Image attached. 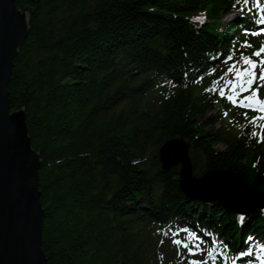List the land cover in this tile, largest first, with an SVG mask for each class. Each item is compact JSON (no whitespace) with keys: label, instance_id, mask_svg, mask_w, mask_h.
Masks as SVG:
<instances>
[{"label":"trees","instance_id":"1","mask_svg":"<svg viewBox=\"0 0 264 264\" xmlns=\"http://www.w3.org/2000/svg\"><path fill=\"white\" fill-rule=\"evenodd\" d=\"M15 5L28 10L29 30L13 60L8 101L11 112L24 110L41 160L48 264H162L159 231L179 221L218 233L232 249L245 235L264 242V210L239 222L217 203L189 202L177 170L163 172L157 160L159 148L178 139L189 146L195 177L224 171L264 196V145L222 119L221 101L198 80L227 42L216 20L236 0ZM200 14L207 23L193 21ZM164 82L171 88L156 102ZM205 116L220 129L204 131Z\"/></svg>","mask_w":264,"mask_h":264},{"label":"water","instance_id":"2","mask_svg":"<svg viewBox=\"0 0 264 264\" xmlns=\"http://www.w3.org/2000/svg\"><path fill=\"white\" fill-rule=\"evenodd\" d=\"M28 10L0 0V264H48L42 250L45 211L40 202L41 160L31 146L24 110L10 111L7 87L13 60L29 30ZM189 147L166 141L158 150L162 171L180 166L177 183L189 201L216 202L232 214L264 209V196L237 175L224 171L192 174Z\"/></svg>","mask_w":264,"mask_h":264},{"label":"snow or ice","instance_id":"3","mask_svg":"<svg viewBox=\"0 0 264 264\" xmlns=\"http://www.w3.org/2000/svg\"><path fill=\"white\" fill-rule=\"evenodd\" d=\"M244 3L247 4L248 0H244ZM259 22L264 23V21ZM244 47H251V45L245 42ZM261 53H264V46H262L258 51L254 52L252 56L245 55L241 52L240 60L243 62L245 67L237 68L236 65H232L228 69L229 72H235V80L239 81V84H235L231 80L228 81V83L232 86L233 90H235L237 87H239L243 91L251 90V94L244 98L248 102V107H255L260 112H264V100L259 98V89L253 88V85L257 80L264 81V59H261L259 61L253 59V57H261ZM228 59L231 60L233 58L229 56ZM220 94L223 96L224 92L221 91ZM227 98L233 103H236L233 96L230 95ZM261 119H264V117H261ZM253 135H255V133H253ZM242 219L243 217H241V220ZM249 239H251V237H249ZM174 242L178 245L182 243V241L180 240H176ZM184 247L187 248L189 252L193 251V249L187 244H185ZM196 247L199 248V245H197ZM208 255H212L211 251L208 252ZM241 255H245V253H241Z\"/></svg>","mask_w":264,"mask_h":264},{"label":"rangeland","instance_id":"4","mask_svg":"<svg viewBox=\"0 0 264 264\" xmlns=\"http://www.w3.org/2000/svg\"><path fill=\"white\" fill-rule=\"evenodd\" d=\"M228 21H229V17H228V16H225V17L223 16V17H222V20L220 21V25H221L223 28H225V27L227 26V24H228ZM140 97L143 98V100L139 101L138 104H142V103L144 102V98H146L144 95H141ZM207 117H208V116H207ZM207 117L205 116V118L202 119V123H204V120H205ZM203 128H204L206 131H210V132H214V131L216 130V127H215V126L210 127V126H208L206 123L203 124ZM218 148L221 149L222 146L219 145ZM192 173H193V172H192ZM193 174H194V173H193ZM184 242L187 243V244L189 245V247H191L192 249L197 248L196 246L199 245V240L196 239V238L193 239L191 236H189V237L187 238V240H184ZM166 244H167V246L170 247V248H173L172 246L175 245V244H174V240L172 239V237H171L170 235H167V236H166ZM179 247L181 248V246H179ZM181 250H183V249L181 248ZM198 250H199V249H198ZM185 252H186V251H185ZM200 252H201V251H200ZM184 256H186V258H188V257H187V253H182V255L180 256V258H183ZM184 260H185L184 263H186V259H185V258H184ZM189 264H190V263H189Z\"/></svg>","mask_w":264,"mask_h":264},{"label":"bare ground","instance_id":"5","mask_svg":"<svg viewBox=\"0 0 264 264\" xmlns=\"http://www.w3.org/2000/svg\"><path fill=\"white\" fill-rule=\"evenodd\" d=\"M163 91H162V94L165 93V94H168V91L166 90L167 88H171V86H166V87H163ZM149 89H146L143 91V94L145 95L147 92H148ZM239 247V250H245V252H248V250L250 249V246L248 247V244H244V245H238ZM248 247V248H247ZM241 256H244V255H241Z\"/></svg>","mask_w":264,"mask_h":264}]
</instances>
